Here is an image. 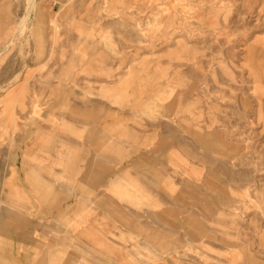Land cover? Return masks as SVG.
<instances>
[{
	"label": "rangeland",
	"instance_id": "374dc122",
	"mask_svg": "<svg viewBox=\"0 0 264 264\" xmlns=\"http://www.w3.org/2000/svg\"><path fill=\"white\" fill-rule=\"evenodd\" d=\"M67 252L264 264V0H0V264Z\"/></svg>",
	"mask_w": 264,
	"mask_h": 264
},
{
	"label": "crops",
	"instance_id": "0c3cea01",
	"mask_svg": "<svg viewBox=\"0 0 264 264\" xmlns=\"http://www.w3.org/2000/svg\"><path fill=\"white\" fill-rule=\"evenodd\" d=\"M203 132L204 131L199 130V131L195 132L194 135H195L196 142L199 144V146L204 148V146H202L200 144V141H202V137L204 136ZM93 138H94L93 135H88L86 138L87 139L86 141L89 142V141L93 140ZM218 142L216 141V144ZM219 146H220V144H219ZM205 151H208V149H205ZM222 154L226 155V153H222ZM149 162H150V160L147 157L141 156L135 161L134 165L137 168H142V167L146 166ZM99 177H100V174L97 171L96 173L95 172L92 173L91 179H89L90 180V186L93 190L96 188L95 183L97 182ZM230 180L231 179L228 178L226 181H230ZM226 181L220 180V179L218 181H214V182L212 181V183H210V188L206 187V189L208 188V190L210 191V194H211V198H209V201H207V203H206V208H208L211 211L213 210L214 213H216L218 215H224L225 214L224 208L229 205V201H227V199L224 197L226 191L222 187L223 185L225 186ZM157 194H159L160 198H163V199L165 198V200L168 198L176 199L174 197H171L170 194L167 192V189H165V188H163L161 191L157 192ZM58 197H59L58 195H55L52 202H54L55 199H57ZM77 198L82 203H83V201H85L84 198L82 197V195L77 196ZM90 203L93 204L94 208H96V209L103 208V209L109 210L116 217L117 216L128 217V213H126V211L123 210L122 206H120L117 202H114L112 200V198H110L108 196H104L103 194H101V196H98V195L93 196ZM51 206L53 207L54 205L51 204ZM67 213H68L69 221L74 222L75 221L74 218L76 217L75 209L70 208L67 210ZM165 214H166V211L162 210L158 214H155V216L163 224H167ZM27 218H29V217H27ZM13 219H14L13 220L14 222L12 224L4 222L2 225V228L4 229L7 227H12L14 225L17 226V224L25 225L27 223V221L20 215L15 214ZM15 236L17 237L18 240L25 241L28 239L29 233L26 229H22L21 232H19V233L16 232ZM76 239L77 238H75V240ZM74 258H75L74 253H68L67 252V258L65 259V261L62 264H81V262L79 260L75 261Z\"/></svg>",
	"mask_w": 264,
	"mask_h": 264
}]
</instances>
